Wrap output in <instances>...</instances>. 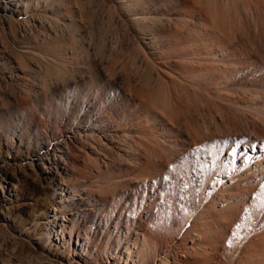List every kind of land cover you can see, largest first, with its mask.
<instances>
[{
	"label": "rangeland",
	"instance_id": "rangeland-1",
	"mask_svg": "<svg viewBox=\"0 0 264 264\" xmlns=\"http://www.w3.org/2000/svg\"><path fill=\"white\" fill-rule=\"evenodd\" d=\"M166 257L264 264V4L0 0V264Z\"/></svg>",
	"mask_w": 264,
	"mask_h": 264
},
{
	"label": "bare ground",
	"instance_id": "bare-ground-1",
	"mask_svg": "<svg viewBox=\"0 0 264 264\" xmlns=\"http://www.w3.org/2000/svg\"><path fill=\"white\" fill-rule=\"evenodd\" d=\"M261 1V3L262 4H264V0H260ZM207 45V44H206ZM218 47V46H217ZM221 46H219V48H220ZM207 48V47H206ZM222 64V63H221ZM213 66V65H212ZM209 67V66H208ZM226 68V67H225ZM207 70H208V68H206ZM206 70V71H207ZM224 74V73H223ZM103 122L102 121H99L96 125H95V127H90V129H92V130H101V129H99V128H97V127H99V126H101V124H102ZM145 131V129L143 128V126H142V123H140V122H138L137 121V123L134 125V126H129V125H126L125 124V126L124 127H121L120 129H119V133H118V136H115V137H110V138H108V137H106L107 138V142H104V141H100V143L98 144V147H94V148H96L95 150H96V152H100V151H103V147L104 146H108V145H113L114 147H115V149H119V150H121V151H123V145H121V142L123 141V140H127V139H130V138H132V136H137L138 138H141V137H143V135H144V132ZM145 135H146V133H145ZM121 141V142H120ZM123 144V143H122ZM226 178V177H225ZM223 180H225V179H223ZM227 181H224V183H223V185H227L228 183H226ZM229 183H230V179H229ZM65 191V190H64ZM76 200V198L74 197V198H69V199H67V200H63V201H61L60 202V204L62 205V204H67V206L69 205V204H71L72 202H74ZM85 211H87L86 209L85 210H80V212H85ZM75 214H79V213H75ZM54 220L55 221H60V218L58 217V216H56L55 218H54ZM223 223H226L225 221H223ZM62 235H64V233H62ZM135 239H134V243H133V245H134V249H137V250H139V252L137 253L139 256H138V258H141V253L143 252V253H146L147 254V251H149L148 250V248H147V246H149V244H150V241H148V239H146L147 238V236L144 234V233H142V232H136L135 233ZM80 238V237H79ZM140 241L142 242V248H140V246L137 248L136 247V245H138L139 243H140ZM194 241V240H193ZM145 247V248H144ZM127 250H128V248H127ZM127 250H124L125 252L127 251ZM127 253H128V251H127ZM134 253L133 252H131L130 254H129V257H131L132 255H133ZM150 254V252H148V255ZM169 258V257H168ZM168 258L166 257L163 261L162 260H160V263L159 264H168V263H166V261L168 260Z\"/></svg>",
	"mask_w": 264,
	"mask_h": 264
}]
</instances>
